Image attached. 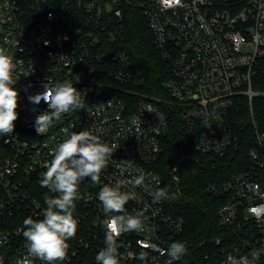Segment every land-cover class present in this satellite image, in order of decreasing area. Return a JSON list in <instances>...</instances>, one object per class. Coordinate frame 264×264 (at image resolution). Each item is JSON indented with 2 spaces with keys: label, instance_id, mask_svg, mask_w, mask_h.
Returning a JSON list of instances; mask_svg holds the SVG:
<instances>
[{
  "label": "built area",
  "instance_id": "built-area-1",
  "mask_svg": "<svg viewBox=\"0 0 264 264\" xmlns=\"http://www.w3.org/2000/svg\"><path fill=\"white\" fill-rule=\"evenodd\" d=\"M136 19L145 21L169 63L162 82L167 97L143 89L146 76L123 48ZM0 47L16 65L19 91L14 132L0 137V264H44L28 254L23 221L41 219L45 196L57 195L41 179L51 153L67 138L64 128L92 131L113 154L98 184L90 178L80 184L77 232L56 264H98L107 219L98 193L105 185L135 192L126 213L143 214L141 231L117 239L119 264H170L166 250L182 242L185 220L152 196L163 188L154 163L168 113L179 116L196 151L225 156L238 145L235 117L244 101L249 117L241 127L253 129L255 145L238 173L209 184L222 201L219 231L200 246L206 247L203 264H225L229 254L253 250L262 253L257 264H264V129L254 111L255 98L264 95L254 87L264 58V0H0ZM65 80L85 94L84 109L62 114L38 135L34 122L48 105L28 97L42 93L44 83ZM141 173L143 186L128 183ZM171 264L201 262L187 253Z\"/></svg>",
  "mask_w": 264,
  "mask_h": 264
},
{
  "label": "clouds",
  "instance_id": "clouds-1",
  "mask_svg": "<svg viewBox=\"0 0 264 264\" xmlns=\"http://www.w3.org/2000/svg\"><path fill=\"white\" fill-rule=\"evenodd\" d=\"M47 43V42H45ZM16 65L7 50L0 47V137L14 132L18 119L19 91L14 87L17 79L13 70ZM44 91L28 97L29 101L38 105L42 100L48 105V111L40 113L34 122L37 134L47 131L62 114L84 109L85 94L79 91L71 81L65 80L50 85H42ZM51 153L52 159L45 163L46 171L41 179V186L46 187L53 197L45 196L46 207L41 219L27 217L23 221V236L28 242V254L44 264H56L64 260L69 248L68 241L75 237L77 220L73 213L75 202L80 198L79 186L90 178L93 184L100 181L101 171L108 166L112 157V147L101 141L100 136L89 130L69 133ZM128 183L141 187L145 184V176L141 173ZM156 201L169 199L166 189L156 188L152 192ZM98 199L103 205L107 217L105 226V247L97 254L98 264H119L118 237L127 232L141 231L144 227L142 213L127 214L125 205L136 199L133 191H122L120 187L103 186ZM171 261H178L187 254L183 242H173L166 250ZM262 253L253 250L249 255L234 256L229 254L225 264H257ZM24 264H31L25 260Z\"/></svg>",
  "mask_w": 264,
  "mask_h": 264
},
{
  "label": "trees",
  "instance_id": "trees-1",
  "mask_svg": "<svg viewBox=\"0 0 264 264\" xmlns=\"http://www.w3.org/2000/svg\"><path fill=\"white\" fill-rule=\"evenodd\" d=\"M129 40L123 45L142 69L147 83L143 87L151 95L168 96L162 87L170 71L169 63L157 50L151 31L145 21L136 19L130 26ZM254 87L264 91V58L254 78ZM254 111L264 129V95L254 100ZM169 123L161 141V153L154 168L163 178V189L169 193L165 199L167 209L185 220L182 242L190 256H198L203 264L206 247L200 243L215 236L218 231V209L222 201L209 193L211 182H224L238 173L248 163L249 149L255 145V134L250 126L241 127L249 117L245 101L236 114L239 139L225 156L200 153L189 140L181 119L169 112ZM177 175V181L174 176Z\"/></svg>",
  "mask_w": 264,
  "mask_h": 264
}]
</instances>
